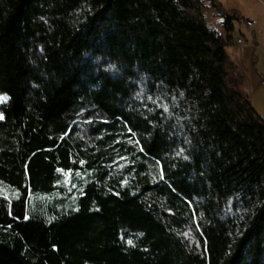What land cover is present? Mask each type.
Masks as SVG:
<instances>
[{"label": "trees", "instance_id": "1", "mask_svg": "<svg viewBox=\"0 0 264 264\" xmlns=\"http://www.w3.org/2000/svg\"><path fill=\"white\" fill-rule=\"evenodd\" d=\"M235 23L219 0H0V264H264Z\"/></svg>", "mask_w": 264, "mask_h": 264}, {"label": "crops", "instance_id": "2", "mask_svg": "<svg viewBox=\"0 0 264 264\" xmlns=\"http://www.w3.org/2000/svg\"><path fill=\"white\" fill-rule=\"evenodd\" d=\"M251 1L253 4L251 9L242 8L239 5L235 6L230 0L224 2V7L227 10H237L246 20L252 19L256 21V25L251 28H248L245 24L239 25L235 23V29L232 32V42L227 46V51L231 58L246 72L250 87L254 81H257L260 85H264V68L262 67L264 59V30L261 23L262 16H264V3L261 0ZM220 26V30L223 31L221 21ZM237 29L240 31L239 36H235ZM246 34L249 38L246 37ZM238 39H243L244 44L240 45ZM250 99L252 104L256 105L252 96Z\"/></svg>", "mask_w": 264, "mask_h": 264}, {"label": "rangeland", "instance_id": "3", "mask_svg": "<svg viewBox=\"0 0 264 264\" xmlns=\"http://www.w3.org/2000/svg\"><path fill=\"white\" fill-rule=\"evenodd\" d=\"M219 1L224 5V2L227 0H219ZM230 2H232V4H234L235 6L239 5L242 8H250L251 9L253 7L251 0H230ZM261 2L264 3V0H261ZM263 17L264 16H262V22L261 23H262V29L264 30V18ZM208 18H209L210 23L213 27L220 29L221 26H220L219 18H215V17H212L210 15ZM239 35H240V31L237 29L235 31V36H239ZM246 37L249 38L247 34H246ZM263 56H264V54H263ZM262 65H263L262 67L264 68V59L262 61ZM252 84L254 86L252 85L250 87V82H249L248 86L246 87V90L249 93V96L250 97L252 96L255 103H256V105H254V107L259 112V114H261L264 117V85H260L259 83H257V81H254ZM5 99H6L5 96L0 95V103H2ZM0 119H2V118H0Z\"/></svg>", "mask_w": 264, "mask_h": 264}, {"label": "built area", "instance_id": "4", "mask_svg": "<svg viewBox=\"0 0 264 264\" xmlns=\"http://www.w3.org/2000/svg\"><path fill=\"white\" fill-rule=\"evenodd\" d=\"M247 25H248V27H253V26L256 25V21H255V20H252V19H249V20H247ZM238 43H239L240 45L244 44L243 39H239V40H238ZM263 83H264V81H263Z\"/></svg>", "mask_w": 264, "mask_h": 264}, {"label": "snow or ice", "instance_id": "5", "mask_svg": "<svg viewBox=\"0 0 264 264\" xmlns=\"http://www.w3.org/2000/svg\"><path fill=\"white\" fill-rule=\"evenodd\" d=\"M0 118H2V116H0ZM129 243H131V241H129Z\"/></svg>", "mask_w": 264, "mask_h": 264}]
</instances>
